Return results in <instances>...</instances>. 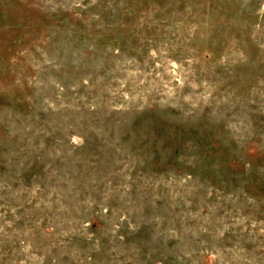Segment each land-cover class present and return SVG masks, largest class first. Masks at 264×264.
I'll list each match as a JSON object with an SVG mask.
<instances>
[{
    "label": "rangeland",
    "instance_id": "374dc122",
    "mask_svg": "<svg viewBox=\"0 0 264 264\" xmlns=\"http://www.w3.org/2000/svg\"><path fill=\"white\" fill-rule=\"evenodd\" d=\"M0 264H264V0H0Z\"/></svg>",
    "mask_w": 264,
    "mask_h": 264
}]
</instances>
